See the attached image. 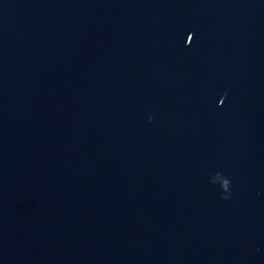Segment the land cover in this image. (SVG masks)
I'll return each mask as SVG.
<instances>
[{
  "label": "water",
  "instance_id": "obj_1",
  "mask_svg": "<svg viewBox=\"0 0 264 264\" xmlns=\"http://www.w3.org/2000/svg\"><path fill=\"white\" fill-rule=\"evenodd\" d=\"M0 264H264V0H0Z\"/></svg>",
  "mask_w": 264,
  "mask_h": 264
}]
</instances>
